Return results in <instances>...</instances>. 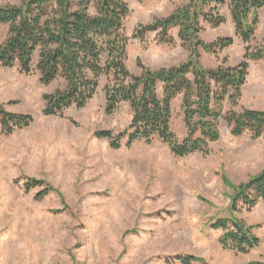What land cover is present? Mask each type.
<instances>
[{
	"label": "rangeland",
	"instance_id": "obj_1",
	"mask_svg": "<svg viewBox=\"0 0 264 264\" xmlns=\"http://www.w3.org/2000/svg\"><path fill=\"white\" fill-rule=\"evenodd\" d=\"M129 10L124 33L126 66L140 74V60L151 70L185 62L188 52L180 47L177 31L172 46L158 45L155 34L145 42L131 39L138 26L165 18L186 0H123ZM22 0H0V6H20ZM226 23L205 28L204 43L232 38L233 44L218 56L200 51L201 65L217 68L223 58L238 65L243 44L234 37L227 9ZM251 46L264 38V8ZM8 27L0 26V44ZM37 57L32 60L35 68ZM104 59H102V63ZM80 110H67L63 117H45L44 95L65 89L58 80L49 86L17 68H0V106L11 114L30 115L32 124L8 137L0 136V264H177V257L193 256L194 264H264V203L250 211L231 213V189L264 169V135L252 140L245 133L233 137L223 122L219 139L210 153L174 158L159 141L134 143L113 150L95 133L123 132L131 112L121 104L113 114L105 113L103 86ZM236 111H264V62L250 63ZM180 97L172 102L171 129L185 138ZM229 110L228 103L223 112ZM29 179L51 191L39 199L43 187L26 190ZM236 219L252 227L259 246L247 255L221 249L220 230L211 229L219 219ZM202 260V262L200 261ZM169 261V262H168Z\"/></svg>",
	"mask_w": 264,
	"mask_h": 264
},
{
	"label": "trees",
	"instance_id": "obj_2",
	"mask_svg": "<svg viewBox=\"0 0 264 264\" xmlns=\"http://www.w3.org/2000/svg\"><path fill=\"white\" fill-rule=\"evenodd\" d=\"M186 1V5L167 17L138 26L131 39L144 43L148 34H155L156 44L172 46L175 43L172 31H177L179 45L188 52V59L157 70L137 60L140 71L137 76L126 66L130 38L124 33V23L129 10L123 0H22L20 6H0V26L8 27L7 38L0 44V68H17L25 76L36 71L43 86L58 80L65 83L64 90L42 97L45 117H63L69 109H83L96 94L98 80L103 77L105 113L113 114L121 104L128 105L131 112L128 127L118 135L111 131L95 133L113 150H118L122 141L126 147L159 141L174 158L196 153L206 156L210 144L219 139L220 122L233 137L247 133L252 140L261 138L264 111L236 109L249 64L264 62V38L251 46L264 0ZM225 8L234 37L243 44L242 60L236 66H229L223 58L217 68L206 69L201 65L200 51L218 56L233 44L232 38H217L211 43L200 39L206 27L217 29L226 23L222 15ZM34 56L37 57L35 68L32 67ZM179 97L186 128L182 140L171 129V106ZM225 103L229 110L223 112ZM32 122V116L11 114L0 106V136L8 137ZM222 183L232 191L231 213L250 211L258 203H264V169L238 186H233L224 175ZM24 187L26 190L43 187L39 199L51 191L32 179ZM211 229L222 232L218 240L221 249L237 255H247L260 244L254 229L236 219L219 218ZM198 261L185 256L175 258L173 263Z\"/></svg>",
	"mask_w": 264,
	"mask_h": 264
}]
</instances>
